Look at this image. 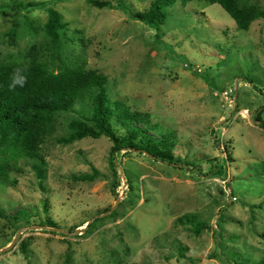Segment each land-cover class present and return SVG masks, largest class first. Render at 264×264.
<instances>
[{
    "label": "rangeland",
    "instance_id": "374dc122",
    "mask_svg": "<svg viewBox=\"0 0 264 264\" xmlns=\"http://www.w3.org/2000/svg\"><path fill=\"white\" fill-rule=\"evenodd\" d=\"M41 1L47 4L38 9L19 7ZM106 1L134 12L153 0ZM246 1L264 9V0ZM0 5L7 6L0 59L34 46L50 57L43 25L48 7L59 11L67 23L61 57L106 75L109 99L147 113L158 124L149 133L172 137L180 159L173 165L127 148L112 152L106 136L60 142L70 120L91 113L89 98L78 100L54 116L40 149L42 179L32 159L18 158L0 183V250L24 229L0 264H258L264 127L255 115L262 111L264 121V19L240 30L207 0L175 1L159 29L85 0ZM191 213L205 225L199 234L178 221Z\"/></svg>",
    "mask_w": 264,
    "mask_h": 264
},
{
    "label": "trees",
    "instance_id": "16d2710c",
    "mask_svg": "<svg viewBox=\"0 0 264 264\" xmlns=\"http://www.w3.org/2000/svg\"><path fill=\"white\" fill-rule=\"evenodd\" d=\"M175 1L185 3L190 0H153L148 9L134 12L120 2L114 7L106 0H85L87 4L97 8L123 9L132 19L154 29H159L165 22L166 8ZM207 1L219 4L240 30H248L253 21L264 19V9L246 0ZM46 4L44 1L27 2L19 7L27 12ZM0 9L7 10V6L0 5ZM47 12L48 18L43 31L49 39L46 45L53 51L50 57L42 52L43 46H34L24 53L0 59V183L6 179L12 161L18 158L32 159L33 167L42 179L44 169L40 149L46 136L54 130L55 114L70 111L78 100L85 97L90 101V115L84 119L70 120L69 132L66 137L59 139L60 142L68 144L84 137L106 136L113 143L112 152L124 148L136 149L156 161L178 165L180 159L174 156L173 138L163 132H159V137L149 133L157 129L158 124L153 123L147 113L131 110L120 100L111 101L107 95L106 75L87 68L84 61L61 57L67 23L63 21L59 11L48 7ZM56 61L59 64L55 67ZM17 67L26 69L24 74L27 76V83L23 88L9 91V78L12 70ZM261 113L262 111L256 113L255 120L260 123V127H264V121L260 119ZM112 121L123 127L125 132L117 134ZM88 178L91 177L85 175V179ZM178 221L193 224L196 234L205 226L203 222L196 220V214L193 213L184 215ZM46 223L48 226H56L52 220L46 219ZM89 224L91 223L87 227ZM19 248L25 250L21 243ZM216 256L213 254L208 258ZM258 264H264V255Z\"/></svg>",
    "mask_w": 264,
    "mask_h": 264
},
{
    "label": "clouds",
    "instance_id": "9594fccd",
    "mask_svg": "<svg viewBox=\"0 0 264 264\" xmlns=\"http://www.w3.org/2000/svg\"><path fill=\"white\" fill-rule=\"evenodd\" d=\"M26 69L17 67L12 70L10 83L7 85L9 91H15L18 87L23 88L27 83Z\"/></svg>",
    "mask_w": 264,
    "mask_h": 264
},
{
    "label": "water",
    "instance_id": "95a60500",
    "mask_svg": "<svg viewBox=\"0 0 264 264\" xmlns=\"http://www.w3.org/2000/svg\"><path fill=\"white\" fill-rule=\"evenodd\" d=\"M132 150L138 152V150H136V149H132ZM30 228H32V227H30ZM48 229H53V230H55V231L57 230L56 228H48ZM23 230H24V229L19 230V231L17 232L16 236H15V237L12 239V241L10 242V244L7 245L5 248L1 249V250H0V253L3 252V251L10 250V249L15 245L17 239L19 238V236H20V234L23 232ZM58 231H59V230H58ZM77 231H78V229L76 230V232H77ZM62 233H63V231H62Z\"/></svg>",
    "mask_w": 264,
    "mask_h": 264
}]
</instances>
